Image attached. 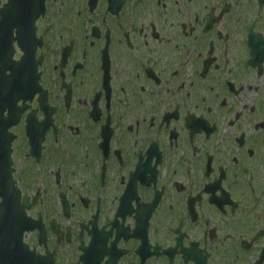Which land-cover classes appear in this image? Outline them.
I'll list each match as a JSON object with an SVG mask.
<instances>
[{
    "label": "flooded vegetation",
    "instance_id": "flooded-vegetation-1",
    "mask_svg": "<svg viewBox=\"0 0 264 264\" xmlns=\"http://www.w3.org/2000/svg\"><path fill=\"white\" fill-rule=\"evenodd\" d=\"M22 35L18 264H264V0H45Z\"/></svg>",
    "mask_w": 264,
    "mask_h": 264
}]
</instances>
